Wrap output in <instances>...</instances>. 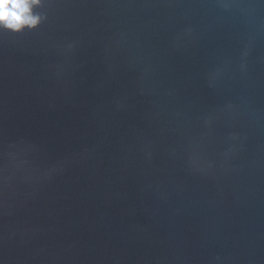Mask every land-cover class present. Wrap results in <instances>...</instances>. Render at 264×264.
<instances>
[{
  "label": "water",
  "instance_id": "1",
  "mask_svg": "<svg viewBox=\"0 0 264 264\" xmlns=\"http://www.w3.org/2000/svg\"><path fill=\"white\" fill-rule=\"evenodd\" d=\"M0 29V264H264V0H44Z\"/></svg>",
  "mask_w": 264,
  "mask_h": 264
},
{
  "label": "clouds",
  "instance_id": "2",
  "mask_svg": "<svg viewBox=\"0 0 264 264\" xmlns=\"http://www.w3.org/2000/svg\"><path fill=\"white\" fill-rule=\"evenodd\" d=\"M44 0H0V29L20 32L35 28L45 17L36 9Z\"/></svg>",
  "mask_w": 264,
  "mask_h": 264
}]
</instances>
